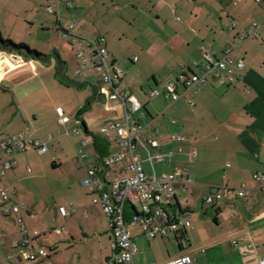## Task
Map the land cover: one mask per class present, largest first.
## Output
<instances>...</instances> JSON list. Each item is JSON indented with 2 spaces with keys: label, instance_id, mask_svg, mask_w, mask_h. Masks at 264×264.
<instances>
[{
  "label": "crops",
  "instance_id": "obj_1",
  "mask_svg": "<svg viewBox=\"0 0 264 264\" xmlns=\"http://www.w3.org/2000/svg\"><path fill=\"white\" fill-rule=\"evenodd\" d=\"M112 1L123 2V5L115 6L116 10L135 22L138 18L133 10H140L136 4L145 5L151 16V28L146 32L145 28H142L141 32L131 36L132 40L124 45L122 39L127 38L125 32L110 27L105 34L99 33L97 27L89 30L86 5L90 3L81 0L75 2L71 8L61 5L60 17L54 14L55 32L61 29L63 36L65 28L62 26V14L68 15L70 10H75L71 22L76 23L75 19H79L76 23V33L91 38L97 35L105 37L111 59L123 71L125 88L142 104L144 121L150 123L145 137L159 141V147L151 151L173 150L168 149L171 144L175 145L173 151L179 155L178 159L151 163L147 159L146 149L141 147L139 150L144 162L150 164V173L145 172L148 175L155 172H173L190 163L189 169L194 179L193 183L187 184L184 182L187 178L184 175L183 181L175 185L176 197L172 209L178 218L188 217L192 223L183 240L172 237L148 239L141 231L133 230L136 225L128 224L131 236L139 244V250L133 256L134 264H162L182 256H190L192 264H260V259H264V189L260 187L254 175H264V0L233 2L234 6H239L244 11L253 10L257 20L252 22L241 15L236 17L232 12L224 10L219 4L221 0ZM45 2L47 10L56 0ZM113 14L107 15L109 25L118 23ZM124 16H120L121 19ZM259 18L262 19L261 22ZM253 22L261 24L259 37L241 41L239 34ZM2 27L0 25L2 38L10 39L4 36ZM225 27L228 31L224 30ZM66 46L71 48L78 58L73 67L57 49L47 55L29 46L30 49L47 55L39 57L23 48L0 45V143L14 134L25 133L27 136L29 125L36 121V118L31 119V115H37L30 105L36 94L43 89L41 77L47 72L46 68L56 69L57 74L64 78H57L61 84L68 88H78L85 93L73 116L66 114L64 110L69 116V121L61 123L60 117L58 121L65 128L66 136L70 137L71 131L77 135L82 134L79 144H75L73 157L82 171L83 178L85 167L76 160L77 149L83 147L92 158H96L98 152L94 146L93 133L98 134L101 126L110 120L122 118L123 108L115 102L106 104L99 99L101 72L96 70L98 75H94L91 70L95 69L91 67L87 68L84 74L78 71L80 59L77 51L79 48L89 50L88 47L82 44L72 45L68 41ZM203 48L214 51L217 56H221L226 49H231L232 58L235 61L243 60L245 63L241 70L242 77L231 85L222 84L217 78L209 79L198 92L194 88L190 89L178 101L170 102L165 95L166 84L179 80L183 75L199 72L200 65L204 63ZM71 68L74 69L73 74H70ZM144 97L145 99H142ZM86 105L87 109L81 113ZM109 105L116 108L110 109ZM93 111L97 118L92 117L95 115H92ZM90 121H100L98 132H93ZM175 133H181L183 139L173 140L172 135ZM27 137L33 139L31 134ZM86 139L90 142L84 145ZM30 150L33 149L29 148L20 153L17 160ZM91 150L94 151L90 153ZM46 152L48 149L38 154ZM3 157L0 147V158ZM23 161L22 158L21 163ZM155 164L162 165L163 169L159 171ZM52 165L57 167L59 164L53 161ZM19 170L18 164L16 169L7 171L0 182V188L2 185L8 187L17 202L21 200L16 188ZM222 185L233 188L245 185L251 190L250 198L230 197L209 206L204 204V197L214 194ZM83 187L91 200L80 206L85 219L82 231L92 234V237L101 242V246L104 243L102 262L107 264V260L114 253L108 219L101 206L92 203L88 187ZM61 206L70 211L67 217L59 212ZM76 212L74 204L70 207L60 204L56 209V216L62 219V224L44 226L40 220L39 225L27 220V214L29 218H38V213L35 206H26L23 211L24 227L30 233L34 230L46 231L63 227L61 235L53 233L57 237L56 240L48 238L52 234L50 233L42 241L35 242L37 246L48 247L50 253V257L40 264H90L71 251L74 249L70 248L73 245L68 244L64 253L59 245L72 239L73 235L65 224H69L67 219ZM2 214L6 216L3 212ZM97 214L106 217L108 226L95 219ZM12 220L15 222L14 218ZM16 227V233L19 232L20 236L15 256L22 259L20 243L23 232L21 226L17 224ZM12 247L14 249L13 245Z\"/></svg>",
  "mask_w": 264,
  "mask_h": 264
},
{
  "label": "built area",
  "instance_id": "obj_2",
  "mask_svg": "<svg viewBox=\"0 0 264 264\" xmlns=\"http://www.w3.org/2000/svg\"><path fill=\"white\" fill-rule=\"evenodd\" d=\"M81 0H56L47 7L49 13L60 17L61 5L68 8ZM241 0H235L240 2ZM261 2L262 0H256ZM261 24L252 23L245 31L239 34L241 41L248 38L259 37ZM76 23L71 22L64 29L63 37L70 44H82L89 50L79 48L77 56L80 59L78 71L85 72L89 67L102 73V85L99 90V99L108 104L115 102L123 108V117L112 119L99 130V135L104 136L108 143V153L101 155L98 151L96 158H92L83 147L77 149L76 160L85 167V175L81 180L83 186L88 187L92 195V203L100 205L109 223L112 235L114 253L107 260V264H134L133 256L139 250L138 242L131 236L128 224L140 226L142 233L148 239L158 237L178 238L192 227L189 218L180 219L173 211V200L176 197V183L194 182L189 166L173 172H155L148 175L144 169V159L140 153L143 147L147 151V159L164 161L172 158L178 159L179 155L173 150L152 152L151 149L159 147V141L145 137V131L150 123L144 121L145 112L138 99L125 88L123 71L119 69L110 57L106 46V39L102 35L86 37L75 32ZM204 63L200 65L199 72L183 75L179 80L169 81L166 84L165 95L170 102L178 101L190 89L198 92L206 85L209 79L217 78L222 84H234L242 77L241 70L245 63L243 60L235 61L232 50L226 49L221 56L214 51L203 48ZM180 87V88H179ZM158 93V91H154ZM110 109L116 106L109 105ZM61 123L69 121L62 108H57ZM90 139V138H89ZM86 139L83 144L90 142ZM173 140H182L181 133L172 135ZM4 157L0 158V182L7 171L18 166L17 156L33 149L40 153L47 151V143L35 141L18 133L7 137L0 143ZM30 169V168H28ZM255 179L264 189V175L255 174ZM251 190L242 185L237 188L226 185L219 186L214 194L204 198L205 203L214 204L225 198L240 197L250 198ZM1 210L7 216H12L15 222L22 227L23 238L20 243L22 259L28 263L43 261L50 253L45 246H37L38 240H43L50 233L61 235L63 227L46 231L34 230L30 233L24 226L23 211L26 205L17 202L8 187L0 188ZM59 212L67 217L70 213L64 206L59 207ZM236 243V241L234 242ZM264 264V259H260ZM162 264H192L190 256H182L168 260Z\"/></svg>",
  "mask_w": 264,
  "mask_h": 264
},
{
  "label": "rangeland",
  "instance_id": "obj_3",
  "mask_svg": "<svg viewBox=\"0 0 264 264\" xmlns=\"http://www.w3.org/2000/svg\"><path fill=\"white\" fill-rule=\"evenodd\" d=\"M45 1L46 0H1L0 25L3 26L4 36L10 38L3 39L6 41L10 40L15 44H27L47 55L52 53L54 49H57L68 59L70 66L73 67L75 66V62H78V58L71 48H67V41L62 36V30L60 29L55 32L56 28L54 27V23L56 16L46 10L47 3ZM85 1L90 3L86 5L88 7L87 21L89 23V30H93L94 27H97L99 33L105 34L106 30L110 27L113 30L125 32V36H127L128 40L125 37L122 39L124 45L132 40L131 36L141 32L142 28H145L146 32V30L148 31L152 26L150 21L151 16H149V10L145 5L136 4L140 10H133L138 18L135 22V20L131 21L126 18L124 13L121 15V12L116 10L115 6L119 7L124 4L123 2L114 1L113 3L112 0ZM233 2H235V0H221L219 4L224 10L232 12L236 17L241 15V17L243 16L251 22L257 20L253 10L244 11L241 7L234 6ZM208 3L210 2L208 1ZM74 12L75 10H70V15L69 13L68 15L62 14V26L64 28H67L70 24L71 17H74ZM111 13H114L113 17H115L118 22L117 24L109 25L110 22L107 15L110 16ZM120 16H124L122 17L123 19H121ZM78 20V18L77 20L75 19L76 23ZM259 21L261 22L262 19ZM224 30L228 31L226 27ZM250 41L253 42L252 40ZM46 69L47 72L41 77L44 84L43 89L36 94L35 99L33 98L34 101L30 105L31 110H33L37 116L33 117L31 115V119L36 118V121L33 122L32 125H29L27 136L31 134L35 141L47 143L48 152L38 154L37 151L30 150L26 155L18 157L17 162L20 166V170L16 177L18 181L16 188L22 200L18 202L28 207H31V205L35 206L38 218H29L26 213L28 217L27 220L36 225H39L40 220L44 226H57L62 224V219L56 216L58 205L63 204L70 207L71 204H74L77 212L67 219L69 224H65L73 236L67 243L64 241L59 244L61 251L63 253L67 251L65 247L70 244L73 245V247L70 248H74L71 251L81 257L84 262L90 264H103L102 250L104 252V249L102 248H104V243L103 246H101V242L98 241L97 238L92 237V234H87L82 231L85 219L81 213L80 206L85 205L86 202H90L91 200V198L87 196L86 189L81 184L83 174L78 165L74 162L73 157L75 146L79 144L82 134L77 135L71 131L70 137L66 136L64 134L65 128L58 123L59 115L57 108L60 107L65 110L66 114L73 116L75 109L81 104L85 93L78 90V88H68L61 84L57 78L59 80H64V78L57 74L58 71L56 69ZM72 69L73 68L70 69V74L74 72V69ZM91 72L94 75H98L96 69L91 70ZM89 91H91L90 88ZM142 99H145V97ZM146 99L149 98L146 97ZM94 114L95 111L92 112V115ZM96 115L97 114L92 117L97 118ZM99 124L100 121L96 123L90 121V126L94 129L93 132H98L97 128ZM170 145L171 144H169L168 149L174 150L175 145ZM92 151L94 150H91L90 153H92ZM22 158L24 161L21 163ZM53 161L57 162L59 165L53 167ZM143 164L145 171L150 173V164L148 162H144ZM155 165L159 171L163 169L162 165ZM188 166H190V163ZM26 168H30V171H27ZM204 204H206L205 201ZM206 205L209 206L211 204ZM5 217L6 216L2 214L0 208V264H32L15 256L18 252L16 246L20 233H16L18 228L16 227V222L12 220L13 218L7 219ZM90 217H92V215ZM95 219L104 223V226H108L107 219L104 215L97 214L95 215ZM2 230H5V232ZM133 230L142 232L140 226H135ZM48 238L50 240H56L57 237L52 233ZM12 245L14 249H12Z\"/></svg>",
  "mask_w": 264,
  "mask_h": 264
},
{
  "label": "trees",
  "instance_id": "obj_4",
  "mask_svg": "<svg viewBox=\"0 0 264 264\" xmlns=\"http://www.w3.org/2000/svg\"><path fill=\"white\" fill-rule=\"evenodd\" d=\"M5 42H10L15 48H23V49H26L28 50L30 53H35L37 56L39 57H47V55H44L36 50H32L30 49L29 46L25 45V44H15L11 41H6ZM88 107V105H86L83 110L81 111V113L86 110ZM87 130V129H86ZM88 132V130H87ZM93 138H94V146L96 148V150L101 154V155H106L108 153V142L106 141V139H104L101 135L98 134H95L93 133ZM7 216V215H6ZM185 237V234L178 237L177 239L178 240H183ZM50 257V254L43 260L45 261L46 259H48ZM42 262V261H41ZM41 262H36V263H32V264H37V263H41Z\"/></svg>",
  "mask_w": 264,
  "mask_h": 264
},
{
  "label": "water",
  "instance_id": "obj_5",
  "mask_svg": "<svg viewBox=\"0 0 264 264\" xmlns=\"http://www.w3.org/2000/svg\"><path fill=\"white\" fill-rule=\"evenodd\" d=\"M0 45L1 46H5L8 47L10 45H12L10 42H5V40L2 38V36L0 35Z\"/></svg>",
  "mask_w": 264,
  "mask_h": 264
}]
</instances>
